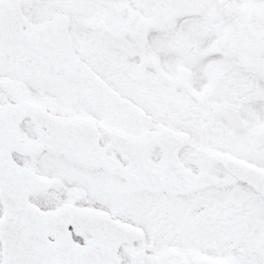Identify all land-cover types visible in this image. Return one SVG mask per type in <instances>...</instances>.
I'll list each match as a JSON object with an SVG mask.
<instances>
[{
  "label": "snow or ice",
  "instance_id": "snow-or-ice-1",
  "mask_svg": "<svg viewBox=\"0 0 264 264\" xmlns=\"http://www.w3.org/2000/svg\"><path fill=\"white\" fill-rule=\"evenodd\" d=\"M0 264H264V0H0Z\"/></svg>",
  "mask_w": 264,
  "mask_h": 264
}]
</instances>
